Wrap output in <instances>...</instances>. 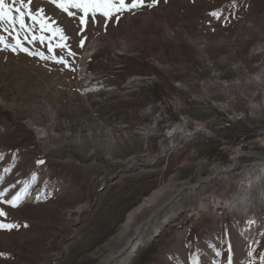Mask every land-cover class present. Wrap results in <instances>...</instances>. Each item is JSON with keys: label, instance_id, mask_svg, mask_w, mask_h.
<instances>
[{"label": "rangeland", "instance_id": "374dc122", "mask_svg": "<svg viewBox=\"0 0 264 264\" xmlns=\"http://www.w3.org/2000/svg\"><path fill=\"white\" fill-rule=\"evenodd\" d=\"M62 2L75 15L24 0L21 28L16 0L0 20V222L19 225L0 229V264H101L146 197L201 180L117 264H264V0H159L84 25ZM244 188L249 207L225 208Z\"/></svg>", "mask_w": 264, "mask_h": 264}, {"label": "snow or ice", "instance_id": "6c2138e0", "mask_svg": "<svg viewBox=\"0 0 264 264\" xmlns=\"http://www.w3.org/2000/svg\"><path fill=\"white\" fill-rule=\"evenodd\" d=\"M16 0H13V5H8L5 3V0H0V20H3L8 17L9 11L14 7ZM31 0H28V3L30 4ZM51 2L58 8H60L62 11L68 13L70 16L75 15V13L71 12L69 8L66 6V2H62V0H51ZM166 2V0H165ZM20 3L23 7H17L15 8V11L17 13H20V27L23 28L24 21H23V15H24V8H27L28 5L24 4V0H20ZM159 3V0H151V3L146 4V0H80L78 3H72L71 7L73 8H78L80 11L83 13L79 17V23L81 25H84L88 22V17L89 14H91L92 19H95L96 13L99 12L103 17L106 19H112L115 17L116 21H119V14H122L124 11H133V10H138L142 7H152L156 4ZM37 13L42 15L43 14V9L37 10ZM28 14L31 16L33 20L37 19V16L32 14L31 9H28ZM214 16H217L219 18V14L214 12L211 13ZM50 18L45 17L44 20L38 21L41 23V27L44 30L52 31L54 34H57L60 36L62 40H67L69 39L68 36L64 34L63 28L57 26L55 28H48V26L45 24V20H48ZM13 22H15V18H12ZM35 39V37H34ZM43 39V38H41ZM0 43H3V39L0 38ZM81 45H83V41H81ZM5 47H9V45L5 44ZM62 48H67L69 47L67 44H62L60 45ZM16 48H19L21 51L28 52L27 48H24L22 44L17 42L16 46L12 48L13 51L16 50ZM49 51L51 52L52 49L49 47ZM29 55H39L41 58L43 57V53H31L28 52ZM69 55H74L71 51H69ZM57 63H63L67 66V62L63 60V58H58L56 59ZM42 163V161H41ZM2 195V194H0ZM18 197H14L11 201H8L10 205L13 207L16 206V201ZM5 215L2 211H0V216ZM19 225L16 224H7V223H2L0 222V229H13L17 228ZM27 227V225H25ZM219 255V253H218ZM198 264V262H197Z\"/></svg>", "mask_w": 264, "mask_h": 264}, {"label": "bare ground", "instance_id": "6f19581e", "mask_svg": "<svg viewBox=\"0 0 264 264\" xmlns=\"http://www.w3.org/2000/svg\"><path fill=\"white\" fill-rule=\"evenodd\" d=\"M261 83L264 85V82L261 81ZM259 107L262 109L264 108V98L262 104H260ZM231 167L232 165L226 168L217 167L216 174L228 173ZM257 169L262 170L264 174V161L261 162L257 168H255V171ZM209 178L210 177H208L207 179L209 180ZM187 186H193V185H187ZM177 192H178L177 186H175L174 184H165L161 186L159 189L155 190L150 196L146 197L140 206L133 209L127 215L126 221L122 225L116 237L113 238V241L116 244H120L121 248L117 250L112 249L102 259L101 264H117V262L120 259H122L123 256H125L126 254L128 253L135 254V252L139 247L138 243L134 244L137 240L131 243V246L128 247V245L130 244L132 238L136 235L140 223L146 220L147 218L153 216L155 213L159 215L160 213L159 209H161V207L165 203L171 200ZM250 203H251V199L250 197H248V194L246 193L244 188L241 195L237 197L235 200L225 201V208H232V207L238 208L240 205H242L244 208H247L249 207Z\"/></svg>", "mask_w": 264, "mask_h": 264}, {"label": "water", "instance_id": "95a60500", "mask_svg": "<svg viewBox=\"0 0 264 264\" xmlns=\"http://www.w3.org/2000/svg\"><path fill=\"white\" fill-rule=\"evenodd\" d=\"M202 182H204V180L199 181L198 184L195 185V186H183V187H181L180 189H178V192L175 194V196H174L171 200H169L167 203H165V204L161 207V209H159V212H160L161 210H163L165 207L170 206V205L172 204V202H174L175 200H177V199L180 197V195L184 192L185 189L197 188V187L200 186V184H201ZM157 216H158V214L155 213L153 216L147 218V219L144 220L142 223H140L139 228H138V230H137V232H136V235L132 238V240H131L130 244L128 245V247L131 246V243H133L134 241H136V240L138 239V236H139V234H140L141 229H142L146 224H149V223H151L153 220H155Z\"/></svg>", "mask_w": 264, "mask_h": 264}]
</instances>
